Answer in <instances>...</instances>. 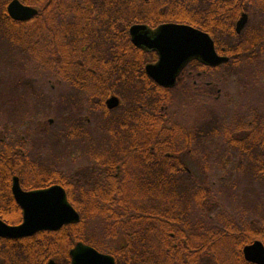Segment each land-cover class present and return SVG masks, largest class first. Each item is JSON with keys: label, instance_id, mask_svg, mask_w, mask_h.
<instances>
[{"label": "flooded vegetation", "instance_id": "1", "mask_svg": "<svg viewBox=\"0 0 264 264\" xmlns=\"http://www.w3.org/2000/svg\"><path fill=\"white\" fill-rule=\"evenodd\" d=\"M246 25L239 34L234 28L239 39L233 45L226 38L223 47L217 49L210 37L215 52L226 57L228 63L230 48L243 46L257 51V55L260 50L259 59L234 57L221 75L214 69L226 63L211 67L199 59H192L182 68L171 88L158 85L150 77H146V83L153 90L136 91L132 88L135 67L140 69L143 66L145 71L147 65L158 61V54L153 50L136 48L129 32L126 44L108 45L105 53H101L98 71L92 72L89 78L90 83L96 81V84L93 83L95 86L87 84L85 77H72L74 73L81 74V64L75 62L74 55L66 47L61 52L44 54L45 61L42 62L37 49L29 53L36 67L45 68L55 75L42 78L48 85L46 87L39 84V77H24L23 65L16 63V74L7 76L4 92L0 95V111L10 118H3V125L0 122V212L10 209L15 216L20 214V222L8 224L0 220L8 226L22 223L23 212L12 193L15 178L24 192L60 186L66 193L63 185L70 192L84 191L86 179L94 176L168 174L178 177L180 184L176 189L179 192L195 193L200 181L207 183L212 195L219 200L220 207L217 212L212 207L207 218H198V207L191 203L190 216L179 219L174 230L162 236V240H156L155 246H164L165 251L167 249L183 257V264H199V258H203V264H215L216 258H222L223 264H256L245 259V249L255 243L264 248V107H260L261 100H254L247 113L243 111L245 114L228 127H222L220 119L212 115L214 106L222 96L225 97V85L235 82L245 89L248 81L264 77V66L258 69L259 63H264V28ZM37 29L32 28L35 44L39 42ZM66 33L63 36L52 33L50 49L54 50L60 44L56 43V39H68ZM56 55L58 59L54 58ZM55 60L56 63L50 64ZM102 83L108 88L101 89ZM49 92L53 96L50 97ZM151 94L172 95L178 99L173 141L176 151L173 161L177 169L169 173L165 170L168 157L166 118L161 114L157 123H150L147 96ZM110 98L118 101L112 109L106 105ZM200 113L206 115L202 122H199ZM12 114L21 116L13 122L15 115ZM23 114L25 119L21 118ZM43 114L47 115L44 117L47 119L46 127L41 123L44 121L39 120ZM212 116L215 121L211 137L200 139V128L210 126L208 121ZM60 117L63 120L62 137L55 136L53 130L55 121L59 122ZM106 154L111 158L105 157ZM210 165L216 167L219 175L216 182L207 181ZM156 166L160 170L150 171ZM147 221L145 245L146 254L150 256L153 246L150 243V216ZM158 224H162L161 220ZM158 231L161 235L162 229L158 228ZM41 232L54 231H40L18 239L0 237V249L7 247L14 250L20 247L22 241L31 239V257L25 264H37L36 235ZM106 243L109 246H127L126 239L123 245L118 240ZM95 250L111 256L117 264L114 256ZM257 251L252 249L249 257H257Z\"/></svg>", "mask_w": 264, "mask_h": 264}, {"label": "trees", "instance_id": "2", "mask_svg": "<svg viewBox=\"0 0 264 264\" xmlns=\"http://www.w3.org/2000/svg\"><path fill=\"white\" fill-rule=\"evenodd\" d=\"M11 1L0 0V41H5L16 51L28 54L37 49L41 62L45 61L44 54L48 55L50 51L61 52L63 47L69 48L75 62L81 64V74L78 76L74 73L72 77H85L87 84L92 86H95L96 81L92 80L94 84L90 83L89 78L93 75L92 72L98 71V58L101 53H105L108 45L126 44L129 28L133 25H146L151 29L167 23L190 25L209 34L217 49L223 47L226 38L231 45L239 39L234 28L243 13L249 18L246 27L264 28V0H18L21 4L38 10V15L26 22L15 21L9 17L7 6ZM34 27L38 28V44H35V33L32 30ZM52 33L56 36L66 33L68 37L59 41L56 39V43L60 44L54 50L50 49ZM230 49V61L218 69L215 68V71L223 74L234 57L251 60L260 58V50L257 55V51L245 49L243 46H232ZM54 58L58 59V55ZM54 63L56 60L50 64ZM263 64L259 63L258 69ZM135 69V83L132 88L136 91L153 90L146 83L148 76L143 66L140 69L136 66ZM107 88L102 83L101 89ZM147 97L150 123H157L161 114L166 118L168 157L165 170L169 173L177 169L173 161L176 154L173 143L177 115L173 111L178 109V99L163 94H151ZM136 100L139 99L136 97ZM202 102L200 97V103ZM61 119L60 117L59 122L56 120L53 125L55 136L58 137L63 136ZM214 119L212 116L208 121L210 126L200 128V139L211 137ZM105 157L111 158L107 154ZM158 170V166L150 168V171ZM179 184L178 177L150 174L89 177L84 185L85 190L78 192H70L63 185L68 201L79 214L80 220L58 231L36 235L37 264H45L49 260L58 264H70L69 252L78 242L114 256L117 264H183V257L167 249L165 251L164 246H155L156 240H162V236L172 232L171 229L174 230L179 219L190 216L191 203L198 207V218H207L212 207L217 212L220 202L212 195L207 183L200 181L195 193L179 192L176 189ZM14 213L6 209L5 212H0V218L8 224L19 223L20 214L15 216ZM149 216L152 229L149 231L152 236L150 243L153 245L150 256L146 254L145 245ZM160 220L161 225L158 224ZM158 228L162 229L161 235H158ZM124 239L127 240L125 247L109 246L106 243H115L118 240L123 245ZM17 248L0 249V264H25V261L30 260L31 239L22 241ZM198 260L199 264H203V258ZM215 264H223V259L216 258Z\"/></svg>", "mask_w": 264, "mask_h": 264}, {"label": "water", "instance_id": "3", "mask_svg": "<svg viewBox=\"0 0 264 264\" xmlns=\"http://www.w3.org/2000/svg\"><path fill=\"white\" fill-rule=\"evenodd\" d=\"M9 17L25 22L37 15V10L12 0L7 6ZM248 16L242 14L236 22L235 31L239 34L247 24ZM131 41L136 48L153 50L158 54L155 64L147 65L145 72L158 85L171 88L182 68L192 59H199L211 67L228 61L218 56L210 36L190 25L167 23L151 29L136 24L130 27ZM116 98L107 100L109 109L116 107ZM12 193L23 212L22 223L8 226L0 220V237L18 239L29 237L40 231H58L63 226L76 224L80 218L68 203L66 193L60 186L43 190L24 192L17 178L13 181ZM252 249H257V257H249ZM70 264H115L111 256L101 254L90 246L77 243L69 252ZM245 259L256 264H264V248L259 243L245 249ZM46 264H57L53 260Z\"/></svg>", "mask_w": 264, "mask_h": 264}, {"label": "rangeland", "instance_id": "4", "mask_svg": "<svg viewBox=\"0 0 264 264\" xmlns=\"http://www.w3.org/2000/svg\"><path fill=\"white\" fill-rule=\"evenodd\" d=\"M16 63H20V65H23L22 68H24V77H39V84H41L42 87L48 86L46 82L43 81V77H55V75H53L49 70L41 67H36L32 63V58L28 53H21L20 51H16L15 49H12L5 41H0V95L4 92L3 86L7 76L16 74ZM247 83L248 87H245V89H243V87L239 86V84H236L235 82H231L229 85L224 86L225 91L223 92L225 97L223 98L222 96L219 102L214 106V111L212 112L213 116H216L220 119V121L222 122V127L230 126L235 119L240 117V115H244L245 113H247L246 110L251 104L254 103V100H258V102L259 100H261L262 105L260 107H264V77H257L256 80L248 81ZM45 90L48 91L47 89ZM49 96L51 97L53 95L49 92ZM228 99L230 100V103H228ZM255 105L257 106L256 103ZM243 111H245V113H242ZM173 112H175L177 115V109ZM12 115H15L12 119L13 122L21 116V114ZM45 116L47 115L43 114L39 116V120L44 121L41 123H43L46 127L47 119L44 118ZM204 117L206 118V115L201 114L199 122L204 121ZM3 118L10 120L7 113L0 111V122H2V125L5 122V119L3 120ZM21 118L25 119V115L23 114ZM1 127L2 126L0 124V129ZM218 176L219 175L216 172V167L214 165H210V172H208L206 175L207 181L216 182L219 178Z\"/></svg>", "mask_w": 264, "mask_h": 264}]
</instances>
